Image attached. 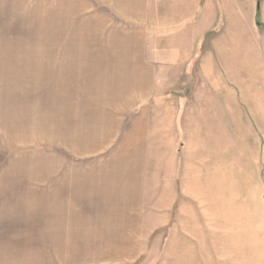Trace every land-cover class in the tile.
I'll use <instances>...</instances> for the list:
<instances>
[{
    "label": "crops",
    "instance_id": "1",
    "mask_svg": "<svg viewBox=\"0 0 264 264\" xmlns=\"http://www.w3.org/2000/svg\"><path fill=\"white\" fill-rule=\"evenodd\" d=\"M229 3L96 0L111 49L74 55L81 100L66 97L51 117L61 141L80 142V161L55 168L64 175L50 203L49 264H147L137 261L144 241L170 225L180 195L209 205L234 153L243 167L264 164L216 35Z\"/></svg>",
    "mask_w": 264,
    "mask_h": 264
},
{
    "label": "rangeland",
    "instance_id": "2",
    "mask_svg": "<svg viewBox=\"0 0 264 264\" xmlns=\"http://www.w3.org/2000/svg\"><path fill=\"white\" fill-rule=\"evenodd\" d=\"M225 11V31L216 33L230 57L223 68L248 115L249 142L264 158V0H231ZM96 13V0H0V264L55 262L50 203L64 175L55 168L78 165L72 151L80 142L61 141L51 117L66 97L81 100L84 79L70 75L74 55L111 49ZM236 154L209 205L180 195L172 222L144 241L138 262L264 264V164L243 167Z\"/></svg>",
    "mask_w": 264,
    "mask_h": 264
}]
</instances>
